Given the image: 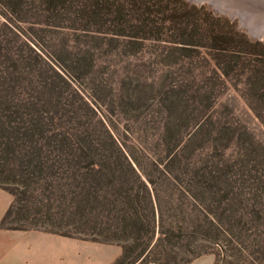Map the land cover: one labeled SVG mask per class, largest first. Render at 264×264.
Listing matches in <instances>:
<instances>
[{
  "label": "rangeland",
  "instance_id": "obj_1",
  "mask_svg": "<svg viewBox=\"0 0 264 264\" xmlns=\"http://www.w3.org/2000/svg\"><path fill=\"white\" fill-rule=\"evenodd\" d=\"M159 2L176 9L188 20L199 19L197 12H189L193 5L197 9L205 7L213 16L235 22L237 30L246 34L251 42L264 44L263 40H254L240 30L238 19L216 14L208 3L188 2V10L175 0H151L150 3ZM2 12H7L3 6L0 7ZM101 17L104 20H96ZM115 17L116 14L105 7L101 15L99 11V16L88 23H69L43 32L33 31L29 24H24L18 36L0 28V48H3L0 56V185L15 193L13 213L5 225L29 229L7 230L62 237L55 242L39 241L31 264H79L78 259L66 256L70 253L80 254L79 257L89 253L90 264H93L99 248L92 252L96 249L81 239L85 237L86 227L80 210L74 207H77L74 200L77 189L71 186L73 181L65 154L55 152L59 148L55 134L91 131L95 138H101L99 120L108 116L121 128L129 125L135 133L147 129L151 134L155 122L151 114L153 104L159 103L160 95L165 94L169 105L178 103L180 110L173 114L184 131L198 124L199 112L204 111L200 121L210 115L206 139L217 147L214 159L231 200V210L226 213L229 217L223 221L230 235L219 244L199 242L198 258L213 255L215 264L217 260L219 264H264L263 124L234 84L224 83L226 79L221 71H216L210 49L203 47L194 58L186 59L182 51L173 49L181 45L174 43L179 35L169 23L162 26L160 38L155 36L156 39L145 40L142 45H133L130 42L134 28L126 22L117 24ZM201 17L205 19V15ZM163 18V15L153 14L151 19L161 23ZM195 41H200V37L196 36ZM29 46L65 77L82 99L74 96ZM192 60L193 73L181 65L186 66ZM161 79L165 80L163 89L148 93L151 83ZM54 87L60 94L53 93ZM173 88L176 92H172ZM203 91H207L210 98L200 99ZM133 92L145 93L146 98L130 101L127 95ZM176 93L181 96L177 97ZM53 116L55 120L51 122ZM35 144L45 146L42 159H39L38 149L33 147ZM200 203L206 210L216 211L218 206L211 199ZM177 241L176 238L174 244L177 245ZM222 249L229 251L222 252Z\"/></svg>",
  "mask_w": 264,
  "mask_h": 264
},
{
  "label": "trees",
  "instance_id": "obj_2",
  "mask_svg": "<svg viewBox=\"0 0 264 264\" xmlns=\"http://www.w3.org/2000/svg\"><path fill=\"white\" fill-rule=\"evenodd\" d=\"M175 1L188 10V2ZM150 2L0 0V7L7 11L0 13V28L18 36L21 25L29 24L33 31L43 32L64 24L91 22L92 18L99 16V11L101 15L107 7L111 14H116L114 22L120 25L126 22L134 28L130 43L142 45L145 40L156 39L155 36L160 38L162 26L169 23L178 31L179 38L174 43L181 45L173 49L182 51L188 60L194 58L201 48L210 49L216 71H221L226 79L224 83L229 81L234 84L264 126V44L251 42L246 34L237 30L235 22L231 23L227 17H215L205 7L197 9L193 5L189 12H197L199 19L188 20L162 2L153 5ZM153 14L163 15L162 22L152 20ZM201 14L205 15V19ZM98 19L104 20L103 17ZM158 23L161 26H157ZM186 36L191 37L185 39ZM196 36L200 37V41H195ZM29 48L36 53L32 47ZM2 51L3 48H0V56ZM36 55L69 87L74 96L82 99L65 77L44 62L38 53ZM186 64L181 63L193 73L194 60ZM164 81L151 83L148 93L163 89ZM172 92H176L174 88ZM53 93L60 94L55 87ZM202 94L200 99L210 98L207 91ZM144 95L133 92L127 98L141 101L146 98ZM160 96L162 99L153 104L155 107L151 112L155 121L151 134L147 129L135 133L129 125L121 128L109 116L99 120L101 138H95L91 131L55 134L59 143L55 152L65 154L73 181L71 186L77 189L74 193L77 207H74L80 210L86 227L85 237L81 239L121 247L122 258L117 264H190L200 256L199 242L219 244L230 235L223 221L229 217L226 213L231 210V200L221 169L214 159L217 147L213 141L206 139L210 115L200 121L204 111L199 112L198 124L184 131L173 114V111L180 110L178 103L169 105L168 97L165 94ZM175 100L180 102L177 98ZM85 104L95 113L88 103ZM54 120L53 116L51 122ZM33 147L38 149L39 159H42L45 146L35 144ZM21 153L28 155L27 152ZM4 189L15 196L13 191ZM207 199L218 204L216 211L206 210L201 205L200 201ZM13 208L14 201L1 221V228L29 230L5 225ZM176 238L177 245L174 244Z\"/></svg>",
  "mask_w": 264,
  "mask_h": 264
},
{
  "label": "crops",
  "instance_id": "obj_3",
  "mask_svg": "<svg viewBox=\"0 0 264 264\" xmlns=\"http://www.w3.org/2000/svg\"><path fill=\"white\" fill-rule=\"evenodd\" d=\"M13 201L14 197L7 190L0 187V224ZM57 238L62 237L45 233L11 231L0 227V264H31L38 252V242L43 240L55 242ZM86 243L91 248L96 249L92 250V252L97 251L99 248L93 264H114L122 255V250L119 246L90 243L88 241ZM79 255L70 253L66 256L78 259L79 264H90L91 255L89 253L83 257H79ZM215 262V256L206 255L193 260L190 264H215Z\"/></svg>",
  "mask_w": 264,
  "mask_h": 264
},
{
  "label": "water",
  "instance_id": "obj_4",
  "mask_svg": "<svg viewBox=\"0 0 264 264\" xmlns=\"http://www.w3.org/2000/svg\"><path fill=\"white\" fill-rule=\"evenodd\" d=\"M191 4L208 3L216 14L238 19L240 30L252 39L264 41V0H186ZM228 3H226V2ZM247 19V20H246ZM248 19L252 22H249Z\"/></svg>",
  "mask_w": 264,
  "mask_h": 264
},
{
  "label": "bare ground",
  "instance_id": "obj_5",
  "mask_svg": "<svg viewBox=\"0 0 264 264\" xmlns=\"http://www.w3.org/2000/svg\"><path fill=\"white\" fill-rule=\"evenodd\" d=\"M224 2H226V1H224ZM226 3H228V2H226ZM228 4H229V3H228ZM246 20H247V19H246ZM248 21L253 23V21H250L249 19H248Z\"/></svg>",
  "mask_w": 264,
  "mask_h": 264
}]
</instances>
